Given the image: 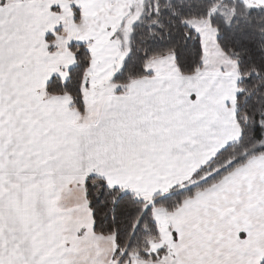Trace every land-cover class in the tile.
<instances>
[{
	"label": "snow or ice",
	"instance_id": "obj_1",
	"mask_svg": "<svg viewBox=\"0 0 264 264\" xmlns=\"http://www.w3.org/2000/svg\"><path fill=\"white\" fill-rule=\"evenodd\" d=\"M0 264H264V0H0Z\"/></svg>",
	"mask_w": 264,
	"mask_h": 264
}]
</instances>
